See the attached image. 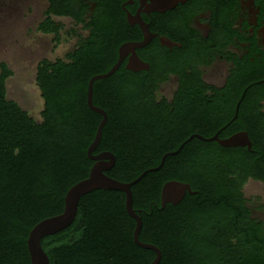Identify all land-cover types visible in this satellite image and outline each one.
Returning <instances> with one entry per match:
<instances>
[{
    "label": "trees",
    "instance_id": "16d2710c",
    "mask_svg": "<svg viewBox=\"0 0 264 264\" xmlns=\"http://www.w3.org/2000/svg\"><path fill=\"white\" fill-rule=\"evenodd\" d=\"M53 3L39 29L58 34L62 25L50 14L73 13L58 9L59 1ZM112 43L99 40L93 46V39L83 40L66 54V60L44 59L37 64L36 81L44 100L39 122L16 101L7 99L5 82L12 72L0 62V264L29 263L26 240L31 228L60 213L68 188L88 175L91 162L86 150L99 116L85 102L86 84L91 75L111 65ZM112 77L97 80L94 90L99 94L97 103L113 100L106 106L109 112L114 110L98 145L115 151L118 166L110 176L117 180H129L158 164L163 152L182 142L181 133L197 131L210 136L224 124L217 118L200 121L195 111L187 123L172 121L153 102V96H146L144 105L138 106L129 95L132 90L116 85V77L111 82ZM263 97L251 105L242 104L240 118L226 134L246 131L250 150L238 147L234 154L233 148L194 138L184 146L189 154L186 170L177 172L170 156L162 170L146 174L132 186L133 207L140 210L142 220L139 239L160 249L158 264H264V257L255 249L262 234L248 218L245 199L237 198L243 195L239 189L249 177L264 180V112L259 104ZM130 108L131 115L127 113ZM132 128L138 136H115L116 129ZM235 159L241 166L240 183L235 185L234 178L227 175L210 179L208 172L217 162L228 165ZM170 178L190 181L198 192L161 208L160 189ZM214 196L223 199L217 201ZM134 227L135 221L125 210L124 194L96 189L81 196L73 222L42 238L41 246L49 264H149L155 253L133 242ZM231 238H237L240 246H234Z\"/></svg>",
    "mask_w": 264,
    "mask_h": 264
},
{
    "label": "flooded vegetation",
    "instance_id": "af4514ba",
    "mask_svg": "<svg viewBox=\"0 0 264 264\" xmlns=\"http://www.w3.org/2000/svg\"><path fill=\"white\" fill-rule=\"evenodd\" d=\"M34 1L38 9L40 1ZM55 1H59L58 9H69L73 15L51 13V19L60 23L53 18H65L79 28L78 31H74L76 37L74 47L61 59L66 60V54L73 52L83 40L93 39V46L99 40L113 42L112 63L106 71L100 73L107 72L117 61L119 47L122 44L144 40L145 34L141 25L146 27L150 35L148 42L134 51H126L117 70L107 78L113 76L110 80L115 82L113 78L116 77V85H123L132 90L129 95L138 102V106L144 105L146 96H153V102L161 106L162 113L167 114L169 119L177 123H187L194 111L197 114L195 118L200 121L206 117L208 120L217 118L224 122L212 135L203 136L205 138L217 134L218 138L223 139L237 132L226 135L231 124L240 118V106L249 103L251 105L252 101L264 96V0H42L45 6L41 11V19L36 25V32L43 36L49 33L39 29V24L46 18V12L53 4L55 5L53 3ZM44 59L52 62L57 60L41 58L38 63ZM93 75L88 78L87 84ZM34 79L37 85L36 70ZM96 81L93 82L92 101L93 105L103 109L107 115L103 126L105 128L110 122V112L114 110L109 109V112L106 106L112 105L113 100L108 99L105 105L97 103L99 94L94 90ZM86 99L85 95L87 104ZM259 104L262 105L264 112V97ZM114 108L116 111V106ZM127 113L131 115L133 110L130 108ZM96 114L99 116L100 123L102 115ZM116 131L117 137L124 134L134 138L139 135L135 128L126 131L116 129ZM192 134L201 135L197 131L189 134L181 133L182 142L177 147L163 152L158 164L143 169L134 177L130 176L132 172H129L130 175L127 176L133 178L128 177L129 180L123 182H130L144 170L157 167L165 153L176 151ZM192 139L184 143L177 153L166 156L159 169L150 172L162 170L170 156L172 166L178 170L177 172L186 170L189 154L183 150ZM209 142L218 144L215 140ZM117 146L121 147L119 142ZM238 147L240 146L225 148H233L236 154ZM105 152L114 157L113 165L103 171L110 176L118 166L115 151L109 148L99 149L97 145L92 155L97 156ZM126 152L129 153L128 148ZM90 162L91 166L95 163L107 165L109 160L90 159ZM233 162L228 165L217 162L208 172L210 179L227 175L229 178H234L235 185L240 183L241 166L238 160L235 159ZM184 174L185 177L187 174L186 172ZM170 180L189 184L190 191L185 192L182 200L187 194L198 192L192 188L190 181L177 178L165 180L162 186ZM213 181L217 182L215 179ZM248 181L264 186L262 179L249 177L245 184ZM243 187L239 189L243 195H238L237 198L245 199L244 205L248 210V218L253 222L254 228L259 229L262 234L263 239L260 243H255V249L264 257V195L256 194L253 198L255 200H252L244 195ZM221 198L223 199L219 196L213 197L217 201ZM133 209L137 213L140 212L134 207ZM214 236L223 243V238L217 234ZM230 240L234 246H240L237 238Z\"/></svg>",
    "mask_w": 264,
    "mask_h": 264
},
{
    "label": "water",
    "instance_id": "95a60500",
    "mask_svg": "<svg viewBox=\"0 0 264 264\" xmlns=\"http://www.w3.org/2000/svg\"><path fill=\"white\" fill-rule=\"evenodd\" d=\"M179 1H183V0H179ZM141 27L145 34L144 40L140 42H127L122 44L119 47V58L113 64V66L105 73L93 75L89 79L87 84V92H86L87 105L91 111L102 115V119L96 129L93 140L87 147L86 153L88 158L91 160L107 159L109 160V162L107 165H100L97 163L92 165L89 169L88 175L85 178L77 181L68 188L64 196V206L62 211L58 214L40 220L31 228L26 240L28 254H29L28 264H49V258L41 246V239L46 236L53 235L68 227L75 218L78 203L81 196L96 189H108V190L119 191L125 195L124 198L125 210L127 214L135 221V227L132 232V240L140 248L153 251L155 253V257L149 264H158L161 259L160 249L151 243L142 242L139 239V232L142 226V220L141 217L138 215V213L135 212V210L132 207L133 200H132L131 186L136 182H138L146 173L159 169L166 156L177 153L180 150V148L184 145V143H186L192 138H197L205 142L215 140L218 142L219 145L223 147L240 146V147H246L248 150L251 149V141L249 139L248 133L244 130L237 131L231 134L230 136H228L227 138H223V139L218 138L217 134L209 138H205L199 134H192L187 140H185L179 146V148L176 151L165 153L162 156L161 163L157 167L144 170L138 177H136L134 180L130 182H123L117 180L115 178L106 175L103 172L104 170L109 169L113 165L114 157L112 154L106 152L101 153L97 156L92 155L93 150L97 147L101 139L102 128L107 118V115L103 109L93 105V101H92L93 82L111 76L119 67L122 57L126 53V51H134L136 48H140L148 42L150 38L149 32L147 28L144 27L143 25H141ZM137 64H139L138 61ZM239 102L237 104L236 112L238 110ZM186 191H190L189 184L176 180H170L165 182L161 188V193H160L161 208H163L167 203H170L172 205L178 204L182 200Z\"/></svg>",
    "mask_w": 264,
    "mask_h": 264
},
{
    "label": "rangeland",
    "instance_id": "374dc122",
    "mask_svg": "<svg viewBox=\"0 0 264 264\" xmlns=\"http://www.w3.org/2000/svg\"><path fill=\"white\" fill-rule=\"evenodd\" d=\"M0 0V62L12 74L6 79V97L16 101L37 122L41 120L43 100L35 83V70L41 58H64L74 47L79 28L65 18H53L62 24L58 34L36 32L45 4L39 0ZM247 198L264 195V186L248 181L243 187Z\"/></svg>",
    "mask_w": 264,
    "mask_h": 264
}]
</instances>
